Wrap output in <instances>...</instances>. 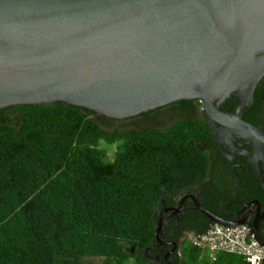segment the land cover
I'll list each match as a JSON object with an SVG mask.
<instances>
[{
	"label": "trees",
	"instance_id": "obj_1",
	"mask_svg": "<svg viewBox=\"0 0 264 264\" xmlns=\"http://www.w3.org/2000/svg\"><path fill=\"white\" fill-rule=\"evenodd\" d=\"M177 101L200 105L197 98ZM106 121L60 100L0 108V264H249L223 251L212 258L183 239L214 223L191 200L178 216H163L159 238L176 244L170 254L172 244L156 238L160 212L184 191L226 220L234 219L229 201L262 193L252 171L244 184L228 186V162L214 145L211 154L200 148L210 139L204 117L187 115L164 128L109 129ZM100 141L117 143L112 162L104 160ZM261 174L264 179V164Z\"/></svg>",
	"mask_w": 264,
	"mask_h": 264
},
{
	"label": "water",
	"instance_id": "obj_2",
	"mask_svg": "<svg viewBox=\"0 0 264 264\" xmlns=\"http://www.w3.org/2000/svg\"><path fill=\"white\" fill-rule=\"evenodd\" d=\"M263 75L264 0H0V108L60 100L120 119L197 98L220 152L232 161L225 137L264 193V128L242 117ZM230 93L237 108L220 110ZM188 197L209 221L247 223L264 244L256 223ZM165 211L156 238L172 244L167 255L176 244L159 238Z\"/></svg>",
	"mask_w": 264,
	"mask_h": 264
},
{
	"label": "flooded vegetation",
	"instance_id": "obj_3",
	"mask_svg": "<svg viewBox=\"0 0 264 264\" xmlns=\"http://www.w3.org/2000/svg\"><path fill=\"white\" fill-rule=\"evenodd\" d=\"M257 84L253 90V99L251 103L248 105L244 104L245 110L242 112V117L245 120L253 124H255L253 121H256L255 119L256 115H258V118L259 117L264 118V92H262L263 95H261L260 98L259 96L256 97L255 90H256ZM262 85H264V80L261 83V86ZM233 99H234V95L232 93L226 96L219 105L220 110H223L226 112H233L237 108V105H238V103L233 102ZM190 100H193V99H190ZM256 107H258L257 110H255ZM187 115H202L204 117L200 105L197 108H191L184 102L174 100L164 105L157 106L155 108L139 112L133 116L124 117L120 119L107 117V121L113 122L115 124V127H118L119 124L121 125L123 123H125L126 125L134 126V127H128L127 129L139 128L140 126H144V125H153L159 128H164L166 125L170 124L173 120L182 118ZM259 123L260 124L256 123L255 125L261 128H264V123L260 121ZM226 141L228 140L225 137L221 139V142L224 144V146H227L228 149L234 153L232 156L231 162L228 161L218 149L216 143L213 141V136L211 134V131H210V139L208 141L201 142L200 148L206 149L208 153L211 154L212 150H211L210 145H214L215 150L221 155V157H223L228 162V164L231 167V170L226 171V173L223 174L224 180L228 183V186H232L235 183V181H241L244 184L245 177L247 176L248 172L250 173V171L252 170L250 169L249 165L248 167L243 165L245 164L242 161L243 155L234 152L233 147L227 145ZM235 143L237 146L250 149L249 145L244 139H240V140L238 139V141H235ZM216 156L217 158L219 157L218 155ZM220 161L223 162V159L221 158V160H217V162H220ZM190 194L191 193L184 191V194L181 196V198L176 203V205H169L168 207H165L166 211L164 213V216L166 214L168 216H178V213L184 211L185 210L184 205L189 200L193 201L191 198L188 197V195ZM182 200H183V205L180 204ZM179 206L181 207V210L179 211L173 210V208H176ZM225 208L226 210H228V213L230 215H233L234 219L235 218L245 219V220H250L254 222V224L256 223L260 236L261 234H264V193L263 192L260 194L257 192H251V193L249 192L247 199L245 201L240 200V199H233L226 204Z\"/></svg>",
	"mask_w": 264,
	"mask_h": 264
},
{
	"label": "built area",
	"instance_id": "obj_4",
	"mask_svg": "<svg viewBox=\"0 0 264 264\" xmlns=\"http://www.w3.org/2000/svg\"><path fill=\"white\" fill-rule=\"evenodd\" d=\"M205 249L210 257L223 251L242 255L249 264H264V244L254 236L247 223L237 225L211 224L202 234L185 232L183 239ZM264 239V238H263Z\"/></svg>",
	"mask_w": 264,
	"mask_h": 264
},
{
	"label": "rangeland",
	"instance_id": "obj_5",
	"mask_svg": "<svg viewBox=\"0 0 264 264\" xmlns=\"http://www.w3.org/2000/svg\"><path fill=\"white\" fill-rule=\"evenodd\" d=\"M119 125H118V128H121V129H127L128 127H134V126L126 125L125 123L121 124L120 126ZM104 127L111 129V128L115 127V124L111 121H106L104 123ZM116 145H117V143H106L104 141L99 142V147L105 151L104 160L106 162H112L113 161L114 151L116 149ZM86 259L90 260V261H101V258L92 257V256H88V257H86ZM124 264H133V261H132V259H129L126 262H124Z\"/></svg>",
	"mask_w": 264,
	"mask_h": 264
}]
</instances>
